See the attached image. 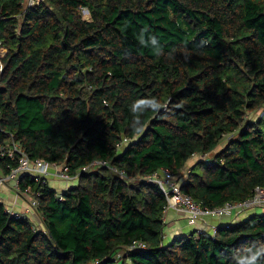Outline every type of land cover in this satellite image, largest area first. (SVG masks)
Instances as JSON below:
<instances>
[{
    "label": "trees",
    "instance_id": "obj_1",
    "mask_svg": "<svg viewBox=\"0 0 264 264\" xmlns=\"http://www.w3.org/2000/svg\"><path fill=\"white\" fill-rule=\"evenodd\" d=\"M3 49L0 144L77 179L63 200L20 179L42 225L0 203V264H264L260 210L165 244V198L143 181L184 176L210 209L264 188V0H0ZM94 162L127 180L81 173ZM134 241L147 249L122 253Z\"/></svg>",
    "mask_w": 264,
    "mask_h": 264
},
{
    "label": "built area",
    "instance_id": "obj_2",
    "mask_svg": "<svg viewBox=\"0 0 264 264\" xmlns=\"http://www.w3.org/2000/svg\"><path fill=\"white\" fill-rule=\"evenodd\" d=\"M40 1L43 0H28L27 6L35 7ZM6 53L7 50H0V72L4 69L3 58ZM130 141V139L124 138L122 146ZM5 156H10L13 159H16L17 165L6 175L0 172V185L10 184L16 191L18 189L20 179L27 175L34 176L36 180H41L42 184L47 185L48 180L51 178L64 183L74 182L77 179V176H73L69 173L66 166L50 164L41 160L32 161L22 146L14 141L13 138L8 140L5 144H0V157ZM101 166L111 168V170L123 180H127L128 178L124 171L111 167L106 162H94L89 167L83 168L81 173ZM143 181L153 184L160 189L166 201L165 212L169 210L182 211L186 215L187 223L196 227L198 233L207 231V227L205 225L209 219H222L224 217H235L234 219H237L236 216L240 213L250 210H260L264 213V188L257 187L254 194L245 201L228 202L221 207L210 209L202 207L200 204L195 202L191 196L183 193L182 186L184 184V176L180 177L169 170H161L160 172L145 176ZM40 194V192H36L34 196L29 198L28 204L31 210L35 211V208L38 206V197H40ZM56 197L59 200H63L62 192H57ZM3 202L4 199L0 194V203ZM7 212L16 218H23L27 216V213L18 211L9 206H7ZM214 232L215 231H213V234ZM145 249H147V245L144 242L134 241L128 248L124 249L122 253H129L138 250L141 251Z\"/></svg>",
    "mask_w": 264,
    "mask_h": 264
},
{
    "label": "crops",
    "instance_id": "obj_3",
    "mask_svg": "<svg viewBox=\"0 0 264 264\" xmlns=\"http://www.w3.org/2000/svg\"><path fill=\"white\" fill-rule=\"evenodd\" d=\"M219 149L217 148V150ZM54 183L55 185L56 184L62 185V188L59 190L61 192H63L68 187L73 186L75 184V182H72V183H66L63 185L62 183L58 182L56 179L51 178L48 180V185L52 189H54L53 188ZM0 194L3 197L4 202L6 203L7 206L12 207L18 211L27 213V216H30L33 219V223L36 225V227H39L42 225L41 220H39V217L37 216V214L34 213L35 211L31 210V208L29 207L28 200L29 198H31L29 194L25 193L24 195H20L10 184L0 185ZM253 212L254 210L240 213L238 216H236L237 219H234L235 217L234 218L224 217L222 219H209L205 226L207 227V230L209 232H213L216 226L224 225L234 220H237V221L243 220L246 217L250 216ZM164 220H165V229H164L163 238H164L165 244H168L173 238L177 236L187 234L191 232L192 230L196 229V227L191 226L187 223L186 215L182 211L169 210L165 212Z\"/></svg>",
    "mask_w": 264,
    "mask_h": 264
},
{
    "label": "rangeland",
    "instance_id": "obj_4",
    "mask_svg": "<svg viewBox=\"0 0 264 264\" xmlns=\"http://www.w3.org/2000/svg\"><path fill=\"white\" fill-rule=\"evenodd\" d=\"M25 2H26V4H28V0H25ZM82 14H83V16H84L86 19H89V13H88L86 10L82 11ZM260 114H261V112H256V113H254V114H251L250 116H251L252 119H256ZM231 137H232V135H231V136H226V137L222 140V142H221L220 146L218 147V149L221 148L222 146H224V145L227 143V141H229V139H230ZM207 158H211V155H208L207 157H202V156H196V157H194L195 161H196V160L198 161V160H201V159H207ZM192 162H193V161H192ZM57 181L60 182V183H62L63 185L66 184V183L61 182V181H59V180H57ZM75 182H76V180H75ZM70 183H72V182H70ZM53 186H54L53 188L57 190L56 192H61V191H59V190L62 188V185H58V184L55 185V183H54Z\"/></svg>",
    "mask_w": 264,
    "mask_h": 264
}]
</instances>
